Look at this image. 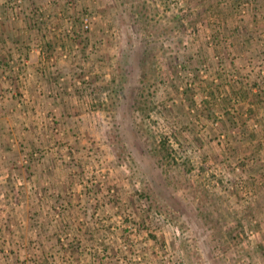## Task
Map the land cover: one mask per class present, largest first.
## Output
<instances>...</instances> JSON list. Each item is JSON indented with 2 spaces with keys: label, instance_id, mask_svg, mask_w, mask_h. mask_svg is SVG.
Here are the masks:
<instances>
[{
  "label": "rangeland",
  "instance_id": "374dc122",
  "mask_svg": "<svg viewBox=\"0 0 264 264\" xmlns=\"http://www.w3.org/2000/svg\"><path fill=\"white\" fill-rule=\"evenodd\" d=\"M0 264H264V0H0Z\"/></svg>",
  "mask_w": 264,
  "mask_h": 264
},
{
  "label": "crops",
  "instance_id": "0c3cea01",
  "mask_svg": "<svg viewBox=\"0 0 264 264\" xmlns=\"http://www.w3.org/2000/svg\"><path fill=\"white\" fill-rule=\"evenodd\" d=\"M233 49L235 50V49H236V47H235V46H233ZM21 85H22V83H21ZM22 87L29 88L30 86H28V87H27L26 83H23Z\"/></svg>",
  "mask_w": 264,
  "mask_h": 264
},
{
  "label": "built area",
  "instance_id": "2783aa9c",
  "mask_svg": "<svg viewBox=\"0 0 264 264\" xmlns=\"http://www.w3.org/2000/svg\"><path fill=\"white\" fill-rule=\"evenodd\" d=\"M88 28V27H87Z\"/></svg>",
  "mask_w": 264,
  "mask_h": 264
}]
</instances>
